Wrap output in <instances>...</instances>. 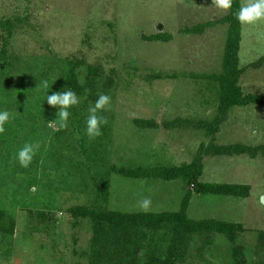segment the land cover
Segmentation results:
<instances>
[{"label": "rangeland", "instance_id": "rangeland-1", "mask_svg": "<svg viewBox=\"0 0 264 264\" xmlns=\"http://www.w3.org/2000/svg\"><path fill=\"white\" fill-rule=\"evenodd\" d=\"M228 13L211 0H0V21L13 24L9 37L0 28V111L10 113L0 134V264H107L91 256L92 222L76 208L142 212L137 201L149 197V212L178 211L182 179L131 178L112 167L154 170L200 152V180L248 184L250 195L194 193L188 216L243 229L235 244L216 232L204 247L205 235H195L176 264H238L235 245L246 264L263 263L264 105L221 106L219 84L203 75L223 72L228 24L191 31ZM157 32L170 40H150ZM263 58L264 23L242 25L245 94L264 95ZM73 64L83 77L80 103L57 130L48 121L58 109L46 98L69 89ZM44 80L48 89L37 88ZM100 94L112 100L102 113L108 123L89 140L88 108ZM25 143L39 145L27 168L16 159Z\"/></svg>", "mask_w": 264, "mask_h": 264}, {"label": "trees", "instance_id": "trees-1", "mask_svg": "<svg viewBox=\"0 0 264 264\" xmlns=\"http://www.w3.org/2000/svg\"><path fill=\"white\" fill-rule=\"evenodd\" d=\"M241 5L242 0H232V7L228 14L216 21L204 22L191 29L192 32H203L207 27L215 26L218 22L228 24L223 72L203 75L217 81L221 90L219 94L221 106L226 109L252 103L264 105V95L245 94L239 84L242 74L239 65L242 25L236 19L235 14ZM12 27L13 24L9 20L0 21V28L8 32L7 37L11 36ZM170 38V34L162 32L149 36L150 40L156 41H168ZM68 87L76 94L82 91L75 64L70 69ZM242 150L243 148H240V151L235 152H242ZM233 151L232 147H220L216 150L217 153H232ZM202 155L203 153L200 152L190 163L169 165L154 170L141 166L113 165V171L126 177L139 178L152 174L169 181L182 179L188 189L178 211L130 213L88 207L76 208V216L89 217L92 222L91 256L97 258L102 255L110 261L107 264H176L179 260H184L189 243L195 235H205L204 247L214 241L211 233L216 232L225 234L228 240L235 244L238 233L243 229L242 224L215 218L196 220L188 216L189 204L194 193L239 197L250 195L248 184L200 180L204 171ZM259 238L264 243V231L260 232ZM233 251L236 262L246 264L245 256L238 245L234 246Z\"/></svg>", "mask_w": 264, "mask_h": 264}, {"label": "clouds", "instance_id": "clouds-1", "mask_svg": "<svg viewBox=\"0 0 264 264\" xmlns=\"http://www.w3.org/2000/svg\"><path fill=\"white\" fill-rule=\"evenodd\" d=\"M211 7L215 8L219 13H227L232 7V0H211ZM236 19L241 25L255 26L264 23V0H244L235 14ZM79 82H83V77ZM37 88L48 89L47 80L42 81ZM47 103L53 108H57L56 119L48 121L49 127H57V130L67 128L69 111L68 109L80 103V97L70 90L63 92H53L47 95ZM112 100L109 95L100 94L94 103L88 108V116L85 121V134L89 140H94L102 135L101 126L108 123L103 112L109 109ZM10 113L8 111H0V134L5 132V124L9 122ZM39 148L38 144L25 143L16 153V159L21 167L27 168L32 163L34 156ZM258 203L264 205V193L258 196ZM152 201L149 197H141L137 201V208L142 212L151 210Z\"/></svg>", "mask_w": 264, "mask_h": 264}, {"label": "water", "instance_id": "water-1", "mask_svg": "<svg viewBox=\"0 0 264 264\" xmlns=\"http://www.w3.org/2000/svg\"><path fill=\"white\" fill-rule=\"evenodd\" d=\"M162 25H160V27H161Z\"/></svg>", "mask_w": 264, "mask_h": 264}]
</instances>
